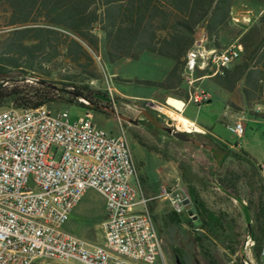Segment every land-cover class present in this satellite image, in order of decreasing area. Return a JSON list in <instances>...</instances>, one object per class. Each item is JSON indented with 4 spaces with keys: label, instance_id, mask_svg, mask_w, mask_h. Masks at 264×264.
I'll return each instance as SVG.
<instances>
[{
    "label": "trees",
    "instance_id": "1",
    "mask_svg": "<svg viewBox=\"0 0 264 264\" xmlns=\"http://www.w3.org/2000/svg\"><path fill=\"white\" fill-rule=\"evenodd\" d=\"M254 1L264 4V0ZM235 3L236 0H0V31H7L0 36V110L10 106L39 108L60 101L86 107L80 99L87 100L92 109L97 97L103 95L83 84L99 79L91 55L99 51L101 39L97 32L103 34L110 63L135 61L144 53L173 61L167 80L156 86L181 99L182 92L176 91L182 85L185 58L202 32L209 48L221 49L225 41H236L242 47L239 62L214 81L228 94L239 93L247 107H261L262 112H252L251 116L264 120V14L246 30H239L233 24ZM180 170L194 207L192 215L199 222L192 226L198 229L195 244L207 264H222L214 253L221 245L236 255L243 247L240 227L237 221L228 220L227 214L209 211L193 187L194 176L184 166ZM219 187L234 194L233 184ZM253 201L254 223L247 235L254 241L255 257L260 262L264 186L258 200ZM167 220L173 225L183 223L176 212H171ZM235 264L244 262L238 258Z\"/></svg>",
    "mask_w": 264,
    "mask_h": 264
},
{
    "label": "built area",
    "instance_id": "2",
    "mask_svg": "<svg viewBox=\"0 0 264 264\" xmlns=\"http://www.w3.org/2000/svg\"><path fill=\"white\" fill-rule=\"evenodd\" d=\"M207 50H214L211 66H203ZM241 55L239 44L209 48L202 35L185 58L183 75L189 88L184 108L210 102V94L197 83L224 75ZM108 91L112 96V89ZM80 102L87 111L73 123L65 109L0 110V264H166L149 210L154 199L132 183L138 169L126 132L116 135L98 127L90 103ZM164 108L157 105L159 111ZM227 127L240 138L245 119ZM89 189L105 201L102 246L64 232ZM162 197L177 214L185 211L188 198L182 194L164 190ZM260 260L264 263V244Z\"/></svg>",
    "mask_w": 264,
    "mask_h": 264
},
{
    "label": "rangeland",
    "instance_id": "3",
    "mask_svg": "<svg viewBox=\"0 0 264 264\" xmlns=\"http://www.w3.org/2000/svg\"><path fill=\"white\" fill-rule=\"evenodd\" d=\"M263 14L264 4L254 0H236L232 12L233 24L239 30H246ZM6 32L0 31V36ZM97 35L101 39L99 51L91 52V55L99 79L87 81L83 86L109 97L108 107L127 120L119 119L107 111L92 110L93 122L111 134H120L122 130L126 132L138 169V178L133 179L132 183L135 186L139 184L146 196L155 198L149 203V210L162 242L161 258L165 259L166 264H177V259L182 264H207L194 241L197 231L190 224L184 228L167 220V216L173 211L162 197L164 190L176 191L190 200L188 185L182 178L180 170V166H184L195 178L193 187L199 197L214 211L218 213L224 211L235 217L240 227L242 249L238 250L236 255H231L219 245L214 253L218 260L222 264H235V261L241 258L244 264H252L249 254L254 241L251 239L250 245L247 246L250 239L247 235L248 227L242 206L237 199H241L248 208H251L253 207L251 201H257L263 191L264 122H257L253 119L255 117L251 116L252 112L259 113L263 109L260 107L261 111H257L259 107H247L241 101L239 93L228 94L219 89L214 78H205L197 83V86L210 94V102L201 105L189 103L183 112L184 117L194 121L203 133L181 131L179 123L166 114L167 111L177 113L168 104L169 98H176L172 92L156 86L167 80L174 62L152 53H144L135 61L124 59L110 63L103 34L97 32ZM201 36L202 32L199 33L198 39ZM236 45H238L236 41H225L221 49ZM202 75L198 74L197 77ZM182 80V85L176 93L182 92L183 97L176 100L185 102L189 85L183 74ZM109 88L112 89V96ZM157 105L164 106V110L159 111ZM47 107L54 111L67 110L72 123L84 117L87 111V108L81 105L61 101ZM145 112H151L154 116L159 115L165 122L171 121L176 127L175 130L190 133L191 141H178L169 132L157 130L155 123L153 127L150 126L146 123ZM240 118L245 119V133L239 138L231 133L227 126ZM136 122L142 124L137 126ZM210 136L216 137L224 144L239 146L240 150L236 153L228 151L219 142L210 139L212 138ZM221 149L227 151L228 155L224 164L218 165L214 154L219 152L224 156L225 153ZM220 184L223 186L233 184L235 195L230 191L225 193L220 189ZM104 207V198L97 191L89 189L84 193L76 214L70 216L69 224L80 225L83 227L81 233L86 238L96 241L103 235L100 225L105 220ZM226 254L228 258L224 256ZM253 255V264H263L256 262L255 254ZM157 264L164 262L158 261Z\"/></svg>",
    "mask_w": 264,
    "mask_h": 264
},
{
    "label": "crops",
    "instance_id": "4",
    "mask_svg": "<svg viewBox=\"0 0 264 264\" xmlns=\"http://www.w3.org/2000/svg\"><path fill=\"white\" fill-rule=\"evenodd\" d=\"M202 35H203V33H202ZM183 102V101H182ZM186 108V107H185ZM185 108H183V110H182V116H185L184 114H183V112H184V110H185ZM253 119H256V121L258 122H264V120H262V119H257V118H253ZM189 120V119H188ZM191 122H194V121H192V120H190ZM195 123V122H194ZM196 124V123H195ZM197 125V124H196ZM214 140H216L217 142H219L222 146H224L228 151H232L233 153H236L237 151H239L240 150V148H239V146H232V145H228V144H224V143H222L220 140H218L216 137H214V136H211ZM227 152V151H226ZM241 153L244 155V156H246L245 155V153H244V151L243 150H241ZM227 155L228 154H226V156H223V155H221V153H219V154H215V156H214V158L217 156V157H219V160H217L216 158H215V160H216V162H217V164L218 165H223L224 164V161H225V159H226V157H227ZM246 158H247V156H246ZM248 159V158H247ZM249 160V159H248ZM229 191H227V192H225V193H228ZM231 195V194H230ZM232 196V195H231ZM147 197L148 198H150V199H155V198H151L150 196H148L147 195ZM165 200V199H164ZM200 200L205 204V206H206V208L209 210V211H211V212H215V213H218V212H216V211H214L213 209H211L207 204H206V202L203 200V199H201L200 198ZM165 201H167V200H165ZM242 201V200H241ZM168 202V201H167ZM243 202V201H242ZM169 203V202H168ZM244 203V202H243ZM170 204V203H169ZM245 204V203H244ZM241 205V204H240ZM246 205V204H245ZM79 206V205H78ZM78 206L76 207V209L73 211V213L72 214H76V212H77V210H78ZM242 206V205H241ZM170 207H171V210L174 212V209H173V207H172V205L170 204ZM246 207L248 208V206L246 205ZM194 210V207H193V204H192V202L189 200V201H187V203H186V207H185V211L180 215V217H181V219L183 220V223L182 224H180V225H178V226H181V227H184V228H186L187 226L186 225H188V224H190L191 226H193V225H198L199 224V222H198V219H197V217H194V219H193V221H192V223L191 222H189V219H190V217H191V214H192V211ZM242 210H243V206H242ZM248 212H249V216H250V221H251V224H253L254 223V214H253V211H252V209L251 208H248ZM104 213H105V207H104ZM222 213H225V214H227L228 215V220H235V221H237L236 220V218L235 217H233V216H230L227 212H224V211H222ZM243 214H244V219H245V222H246V217H245V213H244V211H243ZM104 216H105V214H104ZM104 222V221H103ZM102 222V223H103ZM101 223V224H102ZM246 224H247V222H246ZM101 226V225H100ZM247 227H248V225H247ZM83 229V227H80V225H77V224H69V221L66 223V225H65V227H64V232L68 235H72V236H75V237H77V238H79V239H81V240H83V241H85L88 245H90V246H102L103 244H104V234L102 235V237L101 238H97L96 239V241H92L91 239H89V238H86L82 233H81V230ZM196 231L198 230V229H195ZM103 233V232H102ZM251 239V238H250ZM264 244V243H263ZM262 244V245H263ZM253 254H255V250H254V248L253 249H251V251H250V262L253 264L254 263V258H252L254 255ZM255 260H256V262H258L257 261V259H256V257H255ZM260 262H261V260H260ZM264 264V263H263Z\"/></svg>",
    "mask_w": 264,
    "mask_h": 264
},
{
    "label": "bare ground",
    "instance_id": "5",
    "mask_svg": "<svg viewBox=\"0 0 264 264\" xmlns=\"http://www.w3.org/2000/svg\"><path fill=\"white\" fill-rule=\"evenodd\" d=\"M213 61H214V50H207L205 56H203V66H211ZM168 104L174 110H176L177 113L167 111L166 114H168L172 119H174L179 123V127L181 131L183 130L185 132L203 133V130L199 126H197L194 122L188 120L186 117L182 116L181 111L184 108V102L173 98H169Z\"/></svg>",
    "mask_w": 264,
    "mask_h": 264
},
{
    "label": "flooded vegetation",
    "instance_id": "6",
    "mask_svg": "<svg viewBox=\"0 0 264 264\" xmlns=\"http://www.w3.org/2000/svg\"><path fill=\"white\" fill-rule=\"evenodd\" d=\"M97 101H98L99 104L98 103H95L92 106V109L93 110H96V111L99 110L100 111V109L103 108V107L109 108L108 107L109 104H110V98L109 97L104 96V95L103 96H98L97 97ZM149 114H151L154 117L153 122H151L149 120V118L147 117V115H149ZM144 117H145L146 123H148L150 126L153 127L154 126V123H155L156 126H157V130H165V131L169 132L170 135H171V133L173 131L180 132V131L175 130L176 127L174 126L173 123H169V121H166L165 122V121L161 120V117L159 115L154 116L151 112H145L144 113ZM140 124H142V123H140V122H136L135 123V125H137V126H139ZM172 137H174V136H172ZM188 137L190 138V141H191V134L190 133L188 134ZM221 150L225 153L224 156H226L227 152L224 149H221ZM215 154H219V152L218 153H215ZM176 257H178V256H176Z\"/></svg>",
    "mask_w": 264,
    "mask_h": 264
},
{
    "label": "water",
    "instance_id": "7",
    "mask_svg": "<svg viewBox=\"0 0 264 264\" xmlns=\"http://www.w3.org/2000/svg\"><path fill=\"white\" fill-rule=\"evenodd\" d=\"M100 110L101 111H107V112H110L112 114H115L119 119L127 120L126 117L120 116L116 111H112L110 108L103 107ZM147 117L149 118V120L151 122H153L154 117L151 114L147 115ZM169 123H172V122L169 121ZM171 135L174 136L178 141H181V142H189L190 141V138L188 137V133L173 131L171 133ZM221 155H222V153H221ZM214 156H215V154H214ZM215 158L217 160H219V157L216 156ZM237 201L243 206V211L245 213L246 222H247L248 228L250 229L251 228V221H250V216H249L248 208L241 201V199L238 198ZM177 264H182L179 259H177Z\"/></svg>",
    "mask_w": 264,
    "mask_h": 264
}]
</instances>
